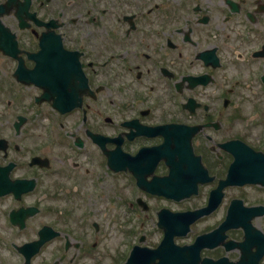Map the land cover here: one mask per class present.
Here are the masks:
<instances>
[{
	"label": "flooded vegetation",
	"instance_id": "obj_1",
	"mask_svg": "<svg viewBox=\"0 0 264 264\" xmlns=\"http://www.w3.org/2000/svg\"><path fill=\"white\" fill-rule=\"evenodd\" d=\"M104 204L264 264V0H0V264H98Z\"/></svg>",
	"mask_w": 264,
	"mask_h": 264
},
{
	"label": "rangeland",
	"instance_id": "obj_2",
	"mask_svg": "<svg viewBox=\"0 0 264 264\" xmlns=\"http://www.w3.org/2000/svg\"><path fill=\"white\" fill-rule=\"evenodd\" d=\"M117 212L114 218L118 216V212H125L121 207L116 206ZM96 213L95 218L101 219L103 216H107V219L102 220L101 237L98 238L96 243L98 264H116L122 252H127V247L132 240L139 236L140 231L136 235H130L126 233V227L124 221L116 220L115 223L108 221V216L112 217L114 212L113 209L109 208L108 205L104 204L99 206L98 209L94 210ZM121 222V223H118ZM140 223V222H139ZM138 223V224H139ZM150 223H153L152 221ZM137 224V225H138Z\"/></svg>",
	"mask_w": 264,
	"mask_h": 264
}]
</instances>
